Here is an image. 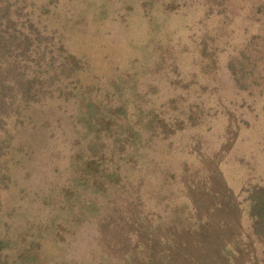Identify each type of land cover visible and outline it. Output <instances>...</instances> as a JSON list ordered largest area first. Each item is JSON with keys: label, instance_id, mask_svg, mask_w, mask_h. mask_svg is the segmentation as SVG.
Returning <instances> with one entry per match:
<instances>
[{"label": "rangeland", "instance_id": "1", "mask_svg": "<svg viewBox=\"0 0 264 264\" xmlns=\"http://www.w3.org/2000/svg\"><path fill=\"white\" fill-rule=\"evenodd\" d=\"M26 1L40 2L39 9L28 11L43 30L39 14L52 8L53 0ZM77 1L78 22L85 26L80 14L85 0ZM150 1H139L143 12ZM187 1L160 0L169 20L168 29L159 30L165 35L158 37L173 25L188 24L185 32L172 33L173 45L155 49L157 59L175 55L182 62L181 74L171 67L164 80L163 68L156 67L162 60L144 68L142 59L153 58L150 51L137 53L126 40L146 35L143 20L136 18L126 31L107 19L118 23L131 3L110 0L119 14L102 15L107 17L100 27L90 10L86 30L78 29L87 33L71 28L70 41L64 37L66 45L94 62L79 78L57 83L72 95L60 90L43 96L17 126L35 145L40 163L32 162L35 169L27 164L30 178L14 167L20 185L11 182L1 191L5 209L13 213L4 212L0 221L8 264H216V257L221 264H264V242L253 233L246 201L248 190L264 186V0H195V6H206L192 17ZM56 2L67 5V0ZM181 2L186 7L174 10ZM153 15L161 21L166 17ZM133 54L140 63H132ZM110 58L121 60L122 69L142 70L136 102L151 101L143 116L152 122L143 136L150 141L133 150L121 147L123 130L116 137L95 131L100 126L90 104L99 101L93 89L111 81ZM168 173L173 181H166ZM46 182L58 185L56 191L47 192ZM41 189L45 204L37 209ZM22 191L26 198L19 201ZM25 249L29 252L21 261Z\"/></svg>", "mask_w": 264, "mask_h": 264}, {"label": "trees", "instance_id": "2", "mask_svg": "<svg viewBox=\"0 0 264 264\" xmlns=\"http://www.w3.org/2000/svg\"><path fill=\"white\" fill-rule=\"evenodd\" d=\"M118 1L124 5H128L129 3H131V5L126 7L127 9L123 17H120V19L118 18V23H116L114 19L112 20V17L107 18L110 22L117 24L120 28L124 27L122 29L127 31L132 28L136 18H141L147 29V33L144 36H130L126 39L128 42L130 41L134 49H138L137 53H139L141 49L150 51L153 58L148 60L142 59L144 63L143 67L148 68V64L152 62L153 59L156 61L159 60V62L162 60L161 63L163 64L159 63L156 67L163 68L159 69L161 72H164L161 74L163 80L170 76L168 72L171 67L175 72L180 73L179 69L182 62H179L175 55H165V57L163 56L161 59H159L160 57L157 59L159 54L155 52V49L159 47L160 44H163L164 47L173 45L174 41L172 36L180 30L185 32L188 28V24L173 25L172 30L162 39L158 36H163L165 34L160 33L159 30L163 27L168 29V27H166V21L169 19L167 16L168 10L163 9L164 4H161L160 0L148 2L149 7L145 9L144 12L139 3L141 0H130L127 4L125 3L127 0ZM39 3L32 1V3L28 5L26 0H0V221L4 212H8V216L13 215L12 212H9V209H5V202L1 191L7 190L8 187L12 185L11 182H13V184H19L17 179L19 180L20 178L16 177L14 169L18 167L22 170V173H25L26 178H30L32 173L30 172L31 170L27 169L28 165L35 169L36 166H33L32 162L37 165L40 163L35 145H32L28 140L25 141L18 131L17 126H21L25 122V120L22 119L23 113L32 105L39 104L43 96L46 98L54 96L55 93L60 90V95L66 93L71 94L72 92L69 89H61L57 83L63 81L62 78L64 80L74 78L75 76L79 78L81 76L80 72L88 71L87 67L90 68V65L94 62L89 54L77 50L71 47V45H66L63 40L64 37L70 41L72 38L71 28L77 30L84 28L86 30L89 24V16L85 14L89 13L90 10L95 17V22H97L96 24L98 27L102 25L104 19L107 17H102V15H107L109 11L114 12L113 17L119 14V7L113 6L110 0L80 1V7L82 4L85 5L83 10L80 11V14L83 15V20L87 22L85 26H80L82 24L78 22V1L67 0V5L62 7L56 0H53V2H51L52 8H45V10H42L39 14L44 16L46 25L43 30H40L39 27H37L38 25L36 26L30 21L32 19L28 11L30 9L35 11L39 9ZM195 4V0L187 1V6L189 9L191 8V17L194 14H198L201 9L204 10L206 6L205 3L199 6H195ZM113 7L116 9L113 10ZM184 7H186V2H181L174 10H181ZM213 8V6H210L209 10ZM154 11L160 15L166 14V17L161 21L159 18L153 17ZM208 11H204L205 16ZM75 12H78L77 16ZM175 12L177 13L178 11ZM46 18L48 19L46 20ZM95 26L96 25H94V27ZM97 26L96 29L98 30ZM79 31L81 30H78V32ZM44 32H47L49 36ZM81 32L84 34L87 33L84 31ZM195 37L196 36H192L187 39L193 40ZM101 40H103L102 36ZM90 42L91 45L89 48L91 50V47H94L95 44H93L91 38ZM202 42L196 40L198 44ZM202 47H204V45H202ZM48 48L50 50H47ZM108 57L109 56H106L105 59ZM113 59L114 58L109 59V62L113 64L112 69H114L109 74L111 81H107V84L102 82L97 88L93 89V93L95 97H97V101H99H92L93 104H90L91 109L97 110L95 123L100 126L95 131L97 133L107 131L108 133H112L111 137H113V134L116 137L118 133L123 130V132L119 134L122 136L120 137V145L122 148L133 150L139 143H148L150 141L147 137L144 138L143 136L145 132L148 131V127H151L152 122H144L143 116L145 115L144 113L147 112L145 106L151 103V101H144L145 98L143 97L140 102H136V98L142 93L139 90L140 85L136 78L140 79L144 75L142 70L129 66L122 69L121 60H116V63ZM140 59L141 57L133 54L131 61L137 64L141 62ZM121 78H125V80L123 79L124 81H121ZM126 78H129L131 81L126 80ZM237 82H242L241 78H237ZM242 87L246 89V86ZM66 88H68V86ZM78 88V91L85 95L84 92L86 90L84 86L79 85ZM73 96L70 98L67 97L64 100L73 99ZM102 100H104V102ZM150 112L153 111L151 110ZM154 113H156L155 110ZM136 133H138V137ZM89 161L90 160H87V162ZM20 166L23 169H21ZM184 173H186V171ZM166 177V181L168 179L173 181L174 179V176H171L169 173ZM56 186L58 185L53 182L52 185L46 182L47 192H55ZM14 187L16 188L17 186ZM22 189H25L24 186ZM24 191H22L23 194ZM248 193L246 201L249 205L248 215L249 219L252 220L253 233L264 242V186L251 188L248 190ZM25 194L19 201L25 200ZM44 194V189H41V191H38L36 194L37 200L40 203V207L38 206L37 209H42V204H45ZM24 203L26 205V202ZM33 224L34 223H29V225ZM22 251H20L19 254V259H21V261L24 260L29 249ZM10 258L11 255L8 242L0 238V264H8ZM217 260L218 258L216 257L215 263L221 264V262Z\"/></svg>", "mask_w": 264, "mask_h": 264}]
</instances>
